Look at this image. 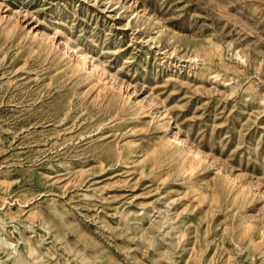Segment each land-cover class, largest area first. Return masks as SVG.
Instances as JSON below:
<instances>
[{
	"label": "rangeland",
	"instance_id": "rangeland-1",
	"mask_svg": "<svg viewBox=\"0 0 264 264\" xmlns=\"http://www.w3.org/2000/svg\"><path fill=\"white\" fill-rule=\"evenodd\" d=\"M0 264H264V0H0Z\"/></svg>",
	"mask_w": 264,
	"mask_h": 264
}]
</instances>
